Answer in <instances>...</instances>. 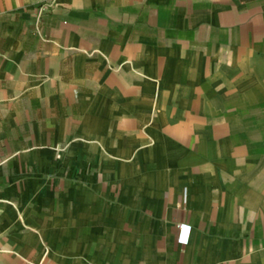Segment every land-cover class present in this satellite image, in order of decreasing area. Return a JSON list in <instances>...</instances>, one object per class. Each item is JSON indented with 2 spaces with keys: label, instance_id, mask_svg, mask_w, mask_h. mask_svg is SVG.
Segmentation results:
<instances>
[{
  "label": "crops",
  "instance_id": "crops-1",
  "mask_svg": "<svg viewBox=\"0 0 264 264\" xmlns=\"http://www.w3.org/2000/svg\"><path fill=\"white\" fill-rule=\"evenodd\" d=\"M0 264H264V0H0Z\"/></svg>",
  "mask_w": 264,
  "mask_h": 264
},
{
  "label": "built area",
  "instance_id": "built-area-1",
  "mask_svg": "<svg viewBox=\"0 0 264 264\" xmlns=\"http://www.w3.org/2000/svg\"><path fill=\"white\" fill-rule=\"evenodd\" d=\"M179 228H180L181 230H184L186 227H185L184 225H180Z\"/></svg>",
  "mask_w": 264,
  "mask_h": 264
}]
</instances>
